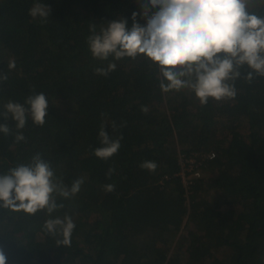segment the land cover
Masks as SVG:
<instances>
[{"label": "trees", "instance_id": "1", "mask_svg": "<svg viewBox=\"0 0 264 264\" xmlns=\"http://www.w3.org/2000/svg\"><path fill=\"white\" fill-rule=\"evenodd\" d=\"M34 2L0 0V112L38 93L49 108L42 126L28 118L21 142L0 119L11 129L0 133V174L39 153L65 186L83 183L57 195L63 207L51 215L0 208L6 264H264V77L242 76L234 99L200 105L189 89L162 92L158 66L142 55L91 56L92 25L145 24L138 0H39L45 21L28 15ZM110 63L114 71L96 73ZM101 126L122 138L108 159L94 155ZM65 214L70 246L43 228Z\"/></svg>", "mask_w": 264, "mask_h": 264}, {"label": "clouds", "instance_id": "2", "mask_svg": "<svg viewBox=\"0 0 264 264\" xmlns=\"http://www.w3.org/2000/svg\"><path fill=\"white\" fill-rule=\"evenodd\" d=\"M144 25L127 21H111L87 38L88 49L94 59H135L144 56L158 66L162 77V92L189 89L206 105L210 100L221 102L237 95L235 82L243 79L251 82L264 77V15L253 9L264 8V0H138ZM155 10V11H153ZM50 8L36 0L28 10L32 19H48ZM137 16L133 12L132 19ZM15 62L9 63L14 68ZM116 65L97 68L100 75L114 71ZM243 70V71H242ZM0 74V80H7ZM0 119L14 122L15 140H25L19 131L30 117L33 124L45 123L49 102L44 93L28 96L24 103L9 100L3 105ZM147 111V108H143ZM115 124H113V128ZM8 123L0 124V133L10 134ZM99 138L102 146L94 150L100 159H108L120 148V139H112L101 126ZM141 168L154 171L155 162L146 161ZM113 169H109L111 175ZM82 179H76L70 188L58 180L49 162L37 153L27 164H18L0 174V208L11 212H23L29 216L46 210L51 215L63 204L56 202L59 195L65 199L80 191ZM112 192L114 185H105ZM47 233L59 234L58 244L71 245L75 223L71 216L47 219L43 225ZM0 264H6V256L0 250Z\"/></svg>", "mask_w": 264, "mask_h": 264}, {"label": "built area", "instance_id": "3", "mask_svg": "<svg viewBox=\"0 0 264 264\" xmlns=\"http://www.w3.org/2000/svg\"><path fill=\"white\" fill-rule=\"evenodd\" d=\"M210 156H213V155L210 154ZM194 160H195L194 158H190V159L187 158V159H185L184 164L189 163V167L187 168L188 170L192 167V164H194Z\"/></svg>", "mask_w": 264, "mask_h": 264}]
</instances>
